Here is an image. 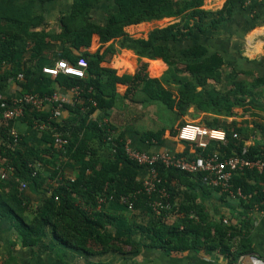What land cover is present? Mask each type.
<instances>
[{"label": "trees", "instance_id": "trees-1", "mask_svg": "<svg viewBox=\"0 0 264 264\" xmlns=\"http://www.w3.org/2000/svg\"><path fill=\"white\" fill-rule=\"evenodd\" d=\"M49 1L52 0H0V91L4 80L13 81L20 95L52 94L58 88L74 86L81 89L72 103L63 104L67 110L64 117L52 118L51 108L24 106L23 115L17 119L38 129L42 145L30 143L18 131V139L14 140L9 130L17 119L3 118L4 108L0 107V168L7 172L0 176V218L13 223L21 244L42 251L59 244L86 256L111 253L124 258L136 256L147 247L175 253L201 247L231 261L251 251L239 219L234 223L224 222L222 217L208 220L204 207L194 197L192 203L184 200L177 209V192H223L206 185L201 173L156 164L161 178L158 186L167 190L172 205L156 214L150 202L157 194L143 191L142 180L138 179L141 167L125 153L124 132L109 139L115 127L107 119L115 103L117 84H125L124 98L134 99L141 91L145 100L159 101L177 117L194 106L213 114L203 119L206 126L225 131L226 142L210 141L204 149L194 146L195 150L189 152L186 148L178 156L194 158L218 152L221 158H227L246 148L245 157L264 160V121L256 124L261 129V140L251 145H246L245 139L248 133L254 134V127L224 123L235 108L264 109V100L260 107L256 101L247 102L259 93L264 95V73L246 80L227 66L221 55L209 53L198 41L179 51L171 46L173 42H185L194 32L199 38L205 36L208 28H217L245 0H226L222 8L214 11L203 8L204 0H70L54 32L46 29L44 20ZM101 4L105 7L98 18L96 9ZM164 17L178 20L151 29L146 38L125 32L128 25ZM50 41L61 43V48L49 55ZM106 43L109 44L100 51ZM119 48L131 49L138 56L133 74L117 75L115 69L101 65ZM79 58L87 62L83 77L64 73L52 76L42 71L43 66L53 65L56 60L76 64ZM142 58L162 60L166 68L158 76L159 71L151 74ZM1 102L11 103L12 99L0 93ZM95 111L98 115L92 118ZM56 132L67 141L63 149L54 142ZM163 132L164 128H160L140 135L143 141L161 143ZM176 132L172 127L171 133ZM37 162L41 166L33 175ZM44 166L53 168L50 181L42 175ZM65 166L76 169L74 177H64ZM22 182L25 189L20 188ZM231 182L234 190L240 188L242 194L250 195L249 207L257 203L264 208V166L260 171L236 170ZM26 190L40 193L37 204L32 203ZM121 196L133 201L132 210L120 202ZM175 210L182 214L171 219ZM48 232L54 239L50 244L43 241Z\"/></svg>", "mask_w": 264, "mask_h": 264}, {"label": "crops", "instance_id": "crops-1", "mask_svg": "<svg viewBox=\"0 0 264 264\" xmlns=\"http://www.w3.org/2000/svg\"><path fill=\"white\" fill-rule=\"evenodd\" d=\"M226 0H204L203 8L209 10H218L223 7ZM70 0H52L46 3L44 20L46 29L49 32L58 30V17L61 13L66 12L70 6ZM105 4H101L96 9V17L103 14ZM175 17H164L162 19L151 20L147 22L158 23L152 27H164L170 23L177 21ZM166 21V22H165ZM142 24L144 22H141ZM140 24V23H137ZM131 24L125 27V32L135 38H146L148 32L132 33L133 26ZM201 42L207 48L209 53L216 52L222 56L224 63L227 66L233 67L239 72V76L246 80H251L253 77L261 76L264 73V0H245L244 3L238 4L232 14L227 17L217 28H208L205 36L199 38L198 33L194 34L185 42H173L172 47L179 51L181 47L191 42ZM112 42V40H110ZM109 42V43H110ZM106 43L100 51H102ZM115 46L117 44L114 42ZM99 46L95 44V49ZM61 48V43L50 41L49 55L54 50ZM145 59L148 62V71L152 67L153 61L156 59ZM138 56L133 50L128 48H119L111 55H107L101 63L102 66L110 67L116 70L117 75L124 73L133 74L138 66ZM44 62V61H43ZM127 62H130L128 64ZM46 65L47 61L44 62ZM161 70L156 74L160 75L166 68V64L161 60ZM4 87L1 94L11 97L15 100L20 96L18 86L11 80L2 81ZM127 88L125 84H117V96L115 103L110 110L108 121L111 122L115 129V133L124 132L126 140L132 146L152 152V151H170L172 153H180L188 148L189 152H193L195 147L188 142L182 141L177 137L178 129L181 125L188 122H196L205 125L203 119L212 117L213 114L198 111L194 106H190L183 116H176L174 112L167 109L169 120L157 119L156 112L160 109L159 101H151L141 103L138 98H124L123 94ZM55 94L59 97L63 96L67 99L71 98L69 89L58 88ZM257 99V100H256ZM264 95L259 93L253 98L247 99V102H254L260 107ZM132 102H139L135 105ZM247 105V104H246ZM164 106V105H163ZM152 107V109L150 108ZM50 105H44L43 110H49ZM51 111V109H50ZM165 110H160V113ZM156 112V114H155ZM98 112L92 114L95 118ZM166 113V112H165ZM67 115V110L64 107L61 110L60 117ZM59 117V118H60ZM153 117V119H152ZM223 119L222 116H220ZM172 120V121H171ZM264 121V109L250 108L243 111L242 108H235L232 116L226 117L224 123L237 122L247 125L248 128L254 127V134L248 133L245 139L246 145L254 144L261 140V129L256 127V124H261ZM183 123V124H181ZM156 128L150 127L155 126ZM13 127L20 132L32 144H44L40 137L37 128L28 126L20 120L13 121ZM174 127L177 132L175 135L171 133V128ZM153 128V129H152ZM164 128L161 143L152 140L150 142L141 139V133L145 130H158ZM138 179H143L146 175L144 168H140ZM42 175L51 180L50 175L53 173V168L50 166L42 167ZM7 174L5 170L0 168V176ZM76 169L71 166H65L63 169L64 177H74ZM252 182L251 179H248ZM53 184L56 182L52 180ZM50 184V183H49ZM29 194L32 203L37 204L40 199L39 192L26 190ZM225 192H217L207 190L205 192H177L174 197L175 205L178 206L184 200L192 203L191 198L194 197L197 203H200L204 209L208 220L220 219L229 222H236L238 219L244 224V233L248 236L247 244L251 247V251L240 255L236 260L231 261L228 257L223 256L215 251H205L201 247L188 249L182 252H166L154 248H144L139 254L133 257H121L116 254L106 253L102 255L86 256L81 252L63 245H57L52 249L42 251L41 248L31 246H23L18 237L17 231L11 221L0 218V264H264V208L260 209L255 203L252 207L247 205V199L250 195L243 194L242 196H229ZM243 199V201L239 200ZM186 202V203H187ZM188 204V203H187ZM182 212L176 213L171 219L180 216ZM46 244L54 242L51 234L48 232L43 240Z\"/></svg>", "mask_w": 264, "mask_h": 264}, {"label": "built area", "instance_id": "built-area-1", "mask_svg": "<svg viewBox=\"0 0 264 264\" xmlns=\"http://www.w3.org/2000/svg\"><path fill=\"white\" fill-rule=\"evenodd\" d=\"M87 62L84 58H79L76 64H71L65 59L56 60L53 65H46L42 67V71L56 76L58 73L71 74L78 77H83L86 74ZM71 98L67 99L63 96L59 97L54 93L52 94H37L26 93L20 95L11 103L1 102L0 107H3L2 116L5 119H17L23 115L24 106L30 105L38 110L42 109L44 105L51 106V117L59 118L64 103H72L77 96H79L81 89L78 86L71 87ZM107 122V120H105ZM43 128V125H40ZM14 140L18 139L17 131L14 127L9 130ZM115 135V132L111 130L109 139ZM177 137L185 142L190 143L195 147L202 149L206 148L210 141L217 143L226 142L227 137L223 129L212 128L206 125L198 124L196 122H188L181 125L177 132ZM54 142L58 148L64 147L67 142L59 133H54ZM124 149L126 155L135 161L137 165L144 168L146 171L145 177L142 179V189L148 195L153 193L157 194V198H154L150 202V206L156 214L162 209H170L171 204L168 201V192L164 187H159L161 178L158 176L156 170V164L161 163L165 166H173L179 168L188 173H201L202 181L211 187L220 188L223 192H226L229 196H242L240 188L235 190L232 188V177L236 170L243 168H250L256 170H262L264 166V160L256 159L252 160L244 156L246 148H243L240 154L236 153L228 156L227 158H221L218 152L208 154L206 156H196L190 158L187 156H178L170 151H146L136 149L128 140H125ZM40 163H35L32 174L35 175L40 168ZM63 175V174H62ZM62 175H59L60 179ZM3 176V175H1ZM25 183L20 184L21 189H25ZM120 202L126 204L128 210L133 209V201L127 196H121ZM101 201V198H99ZM226 222V220H223Z\"/></svg>", "mask_w": 264, "mask_h": 264}, {"label": "rangeland", "instance_id": "rangeland-1", "mask_svg": "<svg viewBox=\"0 0 264 264\" xmlns=\"http://www.w3.org/2000/svg\"><path fill=\"white\" fill-rule=\"evenodd\" d=\"M156 25H159V22L158 23H156V22H154V23L144 22L143 24L140 23V24H137L136 26H133L132 33H142V34H145L147 32V30L149 31L152 27H154ZM156 60L157 61H153L152 67L150 68V71H148V68H147V72H151V74H156L158 71H160V69L162 68L161 65H160V63H159L160 60H158V59H156ZM134 98H138L139 100L141 99V103H143V104L146 103V102L153 103L151 101L145 100L144 99V94L141 91H137L136 94H135V96H134ZM132 103H135V105L139 104V102H132ZM158 105H160L161 107H160L159 110L156 111V112H159L157 115L160 116V118L158 117L157 119L158 120L161 119L162 121L163 120L168 121L170 118H169V116L167 114L168 113L167 112V108L165 106H163L162 103H158ZM150 108L152 109V107H150ZM162 109L165 110L166 113L164 111L162 113H160V110H162ZM156 112H155V114H156ZM152 119H153V117H152ZM150 127L156 128V125L155 126H150ZM56 246H57V244H56Z\"/></svg>", "mask_w": 264, "mask_h": 264}]
</instances>
